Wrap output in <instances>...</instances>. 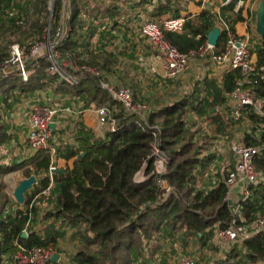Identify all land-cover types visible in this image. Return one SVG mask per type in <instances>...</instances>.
<instances>
[{
    "label": "trees",
    "instance_id": "trees-1",
    "mask_svg": "<svg viewBox=\"0 0 264 264\" xmlns=\"http://www.w3.org/2000/svg\"><path fill=\"white\" fill-rule=\"evenodd\" d=\"M153 1H156V17L167 12L170 17H179L178 7H171L174 0H132L128 6L153 5ZM236 2L230 0L222 4L219 14L224 16L221 17L228 20L226 15L233 12ZM38 4L41 10L37 17L19 20V17L13 18L16 4L11 0H0V28L7 27L5 30L13 34L21 32L39 39L47 25L40 15L44 12L49 17L51 15L50 32L53 35L60 21L61 3L54 0L51 13L47 9L48 0H39ZM121 9L116 2L110 3L109 0H70L68 31L59 39L57 46L64 60L96 66L103 74L112 76L119 86H123L125 79L131 76L132 66H138L134 63L135 55H130L127 47L121 49L115 43L119 34L130 29L125 22H114ZM217 20L215 13L205 9L197 18L186 19L181 33H166L165 38L180 52H187L207 40L208 33L218 28ZM1 39L0 62H3L9 59V55L7 42H1ZM223 40L220 34L216 50L221 48ZM109 47L110 51L107 50ZM253 52L257 66L264 67L263 37ZM47 67L46 57L38 59L30 68L25 82L16 71L6 74L0 71V108H9L15 96L48 89L51 95L59 98L57 100L63 107L78 104L83 111L106 106L114 112L116 131L106 130L102 139L95 138L82 126L80 118L68 121L71 141L60 139L62 129L58 130L55 138L56 155L65 160L73 158L74 161L71 169L53 172L51 194L47 198L51 210L46 215L54 221L66 223L74 231L78 243L73 252V264H137L136 259L149 249V243L153 244L154 250V243L163 239L164 230H169L171 235H181L183 242L193 238L203 247L210 242L215 225L225 228L230 225L229 211L224 202V184L220 181L206 190L208 185L202 182V170L212 158L203 155L202 147L194 141L186 121L189 111L205 116L209 122L220 120L217 109L225 103V93L233 89L234 72L226 73L221 85L204 79L203 91L193 90L178 101L150 112L147 125L159 126L157 138L169 158L167 172L161 177L170 187L169 193L165 194L158 184L153 160L149 158L150 145L156 142L151 131L142 130L137 117L126 115L120 105L100 89L97 80L81 78L77 85L70 86L58 77L48 78ZM124 87L129 88L136 99L137 84L132 82ZM255 93L264 104V78H257ZM244 117L253 134H246L244 142L263 145L264 134L257 130L264 126V117L250 110L245 111ZM51 159L49 152L38 151L20 162L0 166V264H12L11 256L17 244L26 248L45 245L60 236L54 228L45 229L42 235L28 227L27 235L22 237L29 216L37 213L35 205L28 208L31 199L51 182L48 175ZM254 165L264 172V150ZM19 170L24 179L33 176L36 180L31 193H24L22 204L14 201L3 183L5 175ZM140 171L145 179L136 182L135 176ZM200 183L202 188H198ZM12 201L22 208L10 213ZM241 213L246 222L253 221L256 215H264V185L250 187V197L241 203ZM240 255L242 257L236 263L235 259ZM226 257L225 264H264V234H256L237 243Z\"/></svg>",
    "mask_w": 264,
    "mask_h": 264
},
{
    "label": "built area",
    "instance_id": "built-area-1",
    "mask_svg": "<svg viewBox=\"0 0 264 264\" xmlns=\"http://www.w3.org/2000/svg\"><path fill=\"white\" fill-rule=\"evenodd\" d=\"M13 1V0H11ZM61 3L60 21L55 33L50 36V24L45 30V35L39 43H31L25 45L14 44L9 49V59L0 62V71L7 73L9 67H14L22 81H27L30 68L38 59L43 57L45 49L47 52L46 60L48 67L46 75L48 78L58 77L60 80L70 86L77 85L81 78L97 80L101 90L106 92L109 97L120 105L126 115H133L139 119V125L142 130L149 129L156 142L151 143V153L149 158H152L154 172L158 176V184L165 194H168L170 187L161 177L166 174L169 164V158L162 150L157 138L160 129L159 126L147 125V120L151 112L148 103L134 98L132 91L124 86H119L115 79L103 74L96 66L78 65L71 63L72 60H60V52L57 49L59 39L66 35L68 31L67 20L69 19L70 0H59ZM54 0H48V10L52 12ZM132 0H116V3L122 8L128 6ZM237 4L241 3L237 0ZM153 6V5H150ZM141 6L137 7L140 8ZM149 7V4L143 5ZM154 7V6H153ZM129 8V6H128ZM128 10L125 9V12ZM219 15V12H218ZM123 16V12L122 15ZM119 16V17H121ZM134 19L141 20V14L137 12ZM119 17L114 18V22L121 24L125 21L123 16L122 21ZM51 20V15L49 17ZM186 18L165 17L158 21L143 20L140 21V26L135 31L137 38L140 41H145L150 52L153 54L154 60L159 63L161 76L166 80H174L181 75L187 74L195 61H201L207 65L222 66L225 73L234 72L236 78L233 89L225 93V105L229 119L235 124L246 120L244 117L245 111H252L254 114L264 117L263 101L256 96L255 87L257 78H264V67H258L256 60L253 59L249 50L250 43L248 40L239 37L231 28L229 20L218 16L219 36L222 34L226 45L220 53L216 52L215 46L208 44L207 40L190 49L187 52H180L177 47L166 40L165 34H179L183 31ZM69 22V21H68ZM69 24V23H68ZM110 28V25H108ZM199 38V36H198ZM29 48V49H27ZM134 63L140 66L146 64V59L143 54H135ZM67 67V68H65ZM67 69V70H66ZM60 102V101H59ZM55 99L43 101L41 97H36L30 105L28 116V134L26 138L27 157L30 158L38 151H47L51 157L56 153V141L53 140V134L56 129H52L51 125L63 122L64 115L71 116L72 119H78L82 110L78 104H71L63 107ZM94 112L101 122L106 125V130L110 132L116 131L114 112L106 106L94 109ZM63 128V127H61ZM59 129V128H58ZM258 133L264 134V126H260ZM253 135L251 129L245 133H241L239 139L231 138V135H226L224 139L216 140L217 146L224 150L226 161L222 166L221 182L224 184L225 194L224 202L229 211L230 225L228 227L214 226V236L216 243L219 246V254L224 255V259L230 252V248L237 243L247 240L256 234H264V215H256L251 222H246L241 213V203L250 197V187L264 185V172L256 169L254 162L262 151L264 144L261 146L247 145L244 142L245 135ZM231 138V139H230ZM230 139V140H229ZM226 140V142H224ZM52 141V144H51ZM220 141V142H219ZM223 152V151H222ZM56 171V167L51 159L48 175L50 184L40 194H36L30 201L29 209L35 205V200L38 197L49 198L52 188V174ZM142 171L135 176L136 182L144 180ZM220 182V181H219ZM36 183V182H35ZM214 183V182H213ZM213 185L207 186L206 190H210ZM32 188V187H31ZM31 190V189H30ZM29 191V194L31 193ZM237 196L234 198L233 194ZM30 216L22 233L27 235L26 229L30 226ZM66 231L68 227L66 226ZM62 237L57 236L53 241L47 242L45 245H35L24 247L16 245V251L11 256L12 264H60L64 257L60 252L62 245ZM229 250V251H228ZM56 259V260H54ZM166 264H204L196 259L195 256L180 253L176 258ZM210 264H214L211 262Z\"/></svg>",
    "mask_w": 264,
    "mask_h": 264
},
{
    "label": "crops",
    "instance_id": "crops-1",
    "mask_svg": "<svg viewBox=\"0 0 264 264\" xmlns=\"http://www.w3.org/2000/svg\"><path fill=\"white\" fill-rule=\"evenodd\" d=\"M229 1L230 0H192L191 2L187 3L186 9L179 11V16H183L186 19H194V18H197L200 15V13L205 9H209L212 13L217 14L220 10V6L222 4H226ZM260 1L261 0H240L241 3L235 4L233 12L230 13L229 15H226V16H229L228 20H230L231 23L233 20H235L234 23H232V27L235 33L239 37H242L243 39L248 40V42L250 38L249 31L250 30L254 31L255 29V22H256L255 16H256L257 7ZM155 2L156 1H153V6L156 4ZM153 6H150V4H149V7L147 8L143 7V5L140 8H137V7L128 8V6H126V7H123L124 8L123 11H120L119 13V16H121L123 12V16L125 18L124 22L130 26V29L128 30V32L119 34V36L117 37V41L115 42L117 44V47H120L121 49L123 47L124 48L127 47L128 49L126 51L130 55L131 53L132 55L142 53L146 59V64L144 66L143 65L142 66L138 65L136 67L132 66L133 69H131L130 71L131 76H128L127 79H125V81L123 82V85H131L132 82H135L137 84L136 99L140 101L147 99L150 91L158 90L160 93L161 91H163L164 87H166L164 91H167L170 88L169 90H171V95L174 97H173V100L170 101L169 103H174L177 101V99H180L182 96L191 93V91L193 90L194 82L199 81L201 84H203L202 82L203 79H210V80L216 81V83L221 85L222 79L224 75L226 74L224 71V68L220 65L218 66L207 65L206 63L201 62V61H195L196 63H193L192 69L190 72H188V74L181 75L180 77L174 80H166L165 78L161 76L160 65L154 60L153 54L150 52L149 48L147 47V43L145 41L138 40L137 34L135 33V31H137V29L139 28L141 24L140 21H143V20L158 21L170 15V13L167 12L166 14H162L156 17L155 16L156 11L154 10ZM171 7L175 9L174 2H172ZM125 9L128 11L125 12ZM137 12L141 14V20L137 18L136 22L134 23L133 15H135ZM119 16H116V17H119ZM123 16L119 17V19H121L120 21H122ZM237 17H240V20H236ZM253 36L254 37L251 42L252 45L260 44V39L258 37L259 35L257 36L255 31H254ZM125 40H127V42ZM252 57L254 60H256V54L254 52L252 54ZM11 71H16L13 66L8 68L7 73ZM191 78H194V79L191 80ZM203 87L204 85H202L201 87L202 91H203ZM160 95L161 94L157 96L152 95V97H149L147 99L149 104L151 103L150 104L151 111H154L162 106L161 103L159 102L158 104L154 103L155 101L154 99H159ZM36 97H41V99L46 102L49 100L51 101L53 99H56L55 98L56 96L51 95L48 89H46L41 92L36 91L34 93H26L24 95L15 96L14 97L15 100H12L9 108H5L3 106L0 108V115H1V118H0V128H1L0 129V166L12 165L16 163L17 161L20 162L21 160L28 158L27 157V144H26V138H27V134L29 131L28 116L30 112L31 102ZM152 99L154 101H152ZM226 108L227 106L224 104L219 106L217 109L219 115L221 114L226 115L227 114ZM213 112H215V110H213ZM79 118H80L79 119L80 124H82V126L87 128L93 134L95 138H98V139L103 138L104 133L106 131V125L104 122H101V120L98 119L93 109L83 110ZM70 119H72L71 116L67 117L66 115H64L63 122H60L59 124L55 123L54 130L56 129V131L53 134V140H55L56 136H58V133H59L58 130L62 129L64 131L62 132V134H60V139L71 141L72 133L68 132V128H67L69 126L68 121H70ZM219 122L220 120H218L217 123H214L212 125V127L217 131V133H223L222 134L223 136L218 135L217 140L219 138L224 139L225 137L224 135L230 134L231 129L233 130L232 132H235L237 137L241 136L239 135V130H240L238 129L239 126L235 125V126L226 128L225 126L227 124L226 122L221 123L222 125L219 124ZM224 142H226V140H224ZM211 150L215 151L216 159L222 160L224 153H225L223 149L221 150L215 143L212 145ZM202 153L204 152L202 151ZM52 161L56 167V171L59 172L60 170L65 169V168L71 169L74 159L71 158L69 160H65L64 158L57 156L55 153V155L52 158ZM214 166L215 165H212L211 163H209V166L207 168V170L210 173L209 175L211 176L210 180H212V182H214L213 177L218 175L216 174V170L213 171ZM209 175H208V179L206 180V182H204L208 184V186L210 185L208 183ZM23 179L24 177H23V173L21 170L5 175L3 178V183L5 184V190L6 191L8 190V192L12 194L14 189ZM47 200L48 199L43 198V197H38L35 200L34 204L37 207V214L34 216L37 218V226H33L32 221H30L31 226L29 227L32 231H35L36 233L42 234V235L45 233V229H48V230L49 228L56 229V231L60 233V236L62 237V241H63L61 248H60V252L62 253V256L64 257L65 260H66V257L69 255V258L67 261H70L72 264L73 261H72L70 254H71V250L73 246L77 245L78 240L77 238H74V237L71 238L70 232L68 233L66 231L67 229L66 226L56 223L57 221H54L53 218L52 219L45 218V220H43L44 218L41 216L40 213L42 211H45L47 202L50 203ZM16 205H13V211H10V213H14V210H16L17 208L18 209L22 208ZM48 207L49 209L47 210L50 211L51 207L50 206ZM49 211H45L44 214H47V212ZM68 231L70 230L68 229ZM167 243L168 245L163 244L165 246H163L162 250H160V248L162 247L161 246L162 242L158 244L159 248L157 249V252L154 255V260L156 263L158 262L159 264H166L169 261H171L172 257H171V253H169L171 250L169 248L171 247L172 241L168 240ZM183 244H184L183 249L180 248V244L178 245L180 253L188 252L187 254H190L189 253L190 246H188L185 243ZM218 251L220 252V250ZM207 257H209V254H204L202 257V260L205 259L206 261ZM198 260L202 262L200 258ZM210 263L211 262L209 261L206 264H210Z\"/></svg>",
    "mask_w": 264,
    "mask_h": 264
},
{
    "label": "rangeland",
    "instance_id": "rangeland-1",
    "mask_svg": "<svg viewBox=\"0 0 264 264\" xmlns=\"http://www.w3.org/2000/svg\"><path fill=\"white\" fill-rule=\"evenodd\" d=\"M38 1L39 0H13L12 2L14 3V5L16 4L15 10H14L15 13H14L13 18L16 19L17 17H19V20L20 19H23L24 20L26 18H30L31 17L30 19L33 20V18H35V17L38 16V11L41 10V9H39L40 6L38 4ZM174 1L176 2L175 3V8L178 7V9L181 11V10L186 9L187 3L191 2L192 0H174ZM109 2L110 3H113V2L115 3L116 0H109ZM47 9H48V7H47ZM40 15H41L42 19H44V21L47 23V25L42 30V33H41L39 39L38 38H35L34 36H31V35H25V34H23L21 32H17L15 34H13L10 30L9 31H6L5 30V29H7L6 25H4L6 28H3V27L0 28V34H1L0 37L2 38L1 39V42H4V41L7 42L6 43V46H7V54L9 53L10 46H12L14 44H19V45H25L26 46L28 44V42H31V43H39L43 39V37L45 35V30L48 27V24H49V21L50 20H49V16H47V14H45L44 12H41ZM219 15H218V13L215 14V18H218ZM256 15H257V13H256ZM220 16H224V15L221 14ZM255 20H256V16H255ZM254 31H255V29H254ZM254 31L253 30H250L249 31L250 32V35H249V37H250L249 38V42H250L249 50H250L251 54H253V50L256 47V45H254V44L252 45V43H251L252 40H253V37H254L253 36ZM50 36H51V40H52L53 37H52V33L51 32H50ZM258 37L261 40V37L260 36H258ZM225 45H226V41L223 40V42L221 44V48L219 50H216V52H218V53L222 52L224 50ZM27 49H29V48H27ZM107 50L110 51L111 50V47H109ZM46 55H47V52H46V49H45V53H44L43 57H45ZM60 60L62 62H65L66 63V61L63 59V57L61 55H60ZM71 63L75 64L74 61H72ZM194 63H196V62H194ZM192 66H191V69H192ZM65 68H67V67H65ZM191 69H190V71H191ZM193 79L194 78H191V80H193ZM203 81H204V79H203ZM205 81L208 82V83H210V79H205ZM205 81H204V83H205ZM202 85H204V84H201L199 81L198 82H194L193 83V90H200L201 91ZM123 86H126V85H123ZM165 88L166 87H164L163 91H161L160 93H159L158 90L157 91L156 90L150 91L149 92V95H148V98L149 97H152V95L153 96H157V95L161 94L159 96V99H154L155 101L152 99V101H154L155 104H158V102L161 103V105H165L166 103L168 104L170 101L173 100V97L174 96L171 95V90H169L170 88L167 91H164ZM164 96H165V98H164ZM57 99H59V98H56L55 100L59 102V100H57ZM147 99H144L143 101L149 104V102H148ZM178 100L179 99H177V101ZM225 100H226V98L224 99V102H225ZM150 104H149V106H150ZM152 104H153V102H152ZM224 105H225V103H224ZM150 108H151V106H150ZM226 112H227V110H226ZM219 116H220V118H219L220 119L219 124L226 122L227 123L225 125L226 128L232 127V126H235L236 125L233 120H230L229 119V114L228 113L226 115H224V114L222 115L221 114ZM204 117L195 114V112H193V111L192 112L189 111L188 114H187V121H186L187 124H186V126L189 129V131L193 133L194 141L197 142L202 147L201 148V151L204 152L203 154L204 155H209L212 158L211 161H210V163L212 165H215L213 171L216 170V174H218V175L213 177L214 178L213 179L214 183H213L212 180H210V177L211 176L209 175L210 173L207 170V168L209 166L208 165V166H206L202 170V175H203L202 182L203 183L206 182V180L208 179V175H209L208 183L210 185H213L214 186V185H217L219 181H221V176L219 175V173H221V171H222V166L224 164V161H226V157L223 156L222 160L216 159L215 158L216 157V153H215V151H212L211 150V147H212L213 144H215L217 142L216 140L218 138V135L223 136L222 135L223 133H217V131L212 127V125L214 123L213 122H209L210 120H208L207 118H204ZM249 125H250V123L247 120H244L241 123H238L236 126H239V128H238V129H240L239 130V135H241L242 132L245 133L248 129H251V127ZM232 131L233 130L231 129V133L230 134H227V136L228 135H231V138H233V137H235L236 139L240 138V137H237V135L235 134V132H232ZM240 131H241V133H240ZM224 136H226V135H224ZM239 140H243V138H241ZM51 144H52V141H51ZM196 170H197V168H196ZM202 185L203 184L200 183L198 185V188H202ZM6 192L10 194V192H8V190ZM236 196H237V194L234 193L233 194V197L235 198ZM16 204L17 203H15V202L12 201V205L9 207L10 208L9 211H13V205H16ZM48 206H50V205L47 202L45 211H49V210H47V209H49ZM45 211H42L40 213L41 216L44 218L43 220H45V218H50V216H47L46 214H44ZM33 216L34 215L32 213L31 216H30V218H31L30 221H32L33 226H37V218L35 216L34 217ZM50 219H52V218H50ZM56 223L61 224V225H64V223L60 222V220H58ZM65 226H67L66 223H65ZM69 230H70L69 231L70 232V237L71 238H73V237L75 238L74 231L72 229H70V228H69ZM165 232H166V234H165ZM162 233H163V239H161L160 242H158V243H154V245H156L155 248H154V250H153V244L152 243H149V249L147 251L142 252V255H141L140 259L139 258L136 259V261H137L136 263L137 264H142V262H144V263L146 262V264H159L158 262L156 263L155 260H154V255L156 254L157 249L159 248V245L158 244L162 242V245H161L162 247L160 248V250H162L163 246L168 245V243H167L168 240H171L172 241L171 247L169 248L171 250L169 252V253H171V257H172L171 260L174 259V258H176L178 255H180L179 254L180 253V250L178 248V245L180 244V248L183 249L184 248L183 247L184 246L183 243H185L188 246H190L189 253L191 255L195 256L196 259L197 258L198 259L200 258V260H202V257H203L204 254H209V257H207L206 261H205V259L202 260V262L204 264H206L209 261L210 262H213L214 264H225V261H226L227 257L224 259L225 256L224 255H220L218 253L219 252L218 251L219 250V246H218L219 244L217 245V243H216V239H215L214 233H213V236L211 237L210 242H208L203 247H200L199 244L193 238L188 239L187 242H183L184 239L182 238L181 235H177V234L176 235L175 234H172L171 235V232H169V230H164V231H162ZM167 233H168V235H167ZM163 244H165V245H163ZM232 248H230L229 250L231 251ZM74 249H75V246H73V248L71 250V254H70L71 255V258L73 257ZM183 252H185V251H183ZM241 257L242 256L240 255L237 259H235V262L238 263V261L241 259ZM68 258H69V255L66 257V260L64 259L63 262H61L60 264H71L70 261H67Z\"/></svg>",
    "mask_w": 264,
    "mask_h": 264
},
{
    "label": "water",
    "instance_id": "water-1",
    "mask_svg": "<svg viewBox=\"0 0 264 264\" xmlns=\"http://www.w3.org/2000/svg\"><path fill=\"white\" fill-rule=\"evenodd\" d=\"M255 32L260 37L264 38V0L260 1L257 7V15L255 22ZM219 38V28L212 30L207 35V42L212 46H216L217 40ZM54 124L51 125V128L54 129ZM36 180L33 176L23 179L17 187L14 189L12 195L15 201L19 204L24 202V193L31 189L32 185L35 184ZM22 237H25V234L22 233ZM56 260V259H54Z\"/></svg>",
    "mask_w": 264,
    "mask_h": 264
}]
</instances>
